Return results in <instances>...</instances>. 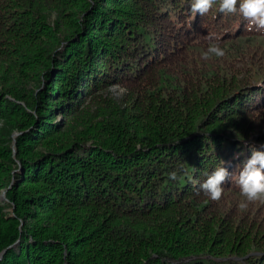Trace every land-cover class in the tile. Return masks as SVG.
I'll list each match as a JSON object with an SVG mask.
<instances>
[{
  "label": "trees",
  "instance_id": "16d2710c",
  "mask_svg": "<svg viewBox=\"0 0 264 264\" xmlns=\"http://www.w3.org/2000/svg\"><path fill=\"white\" fill-rule=\"evenodd\" d=\"M191 3L0 0V186L14 178L0 264H264V236L215 222L199 188L225 167L223 193L241 194L251 146L264 151V67L189 72L184 53L264 29ZM110 84L127 94H101ZM93 102L96 133L63 136Z\"/></svg>",
  "mask_w": 264,
  "mask_h": 264
},
{
  "label": "rangeland",
  "instance_id": "374dc122",
  "mask_svg": "<svg viewBox=\"0 0 264 264\" xmlns=\"http://www.w3.org/2000/svg\"><path fill=\"white\" fill-rule=\"evenodd\" d=\"M49 22L53 24L54 22V15H51L49 18ZM219 45V44H218ZM230 48H227V46L219 45L220 48H222L225 52V54L222 57H218L214 54L209 53L207 57L205 56V53L208 52V49H202V48H195L185 51L184 53L187 56V60L189 62L187 65H189V72L197 70L199 68L207 69L212 68L217 65H231L233 69L237 68L238 66L247 65L249 62L253 64V68H261L264 67V35L258 33V34H247L244 36H241L240 38H235L232 40L230 44H228ZM227 49V51H225ZM230 49H232L230 51ZM183 53V54H184ZM241 58V59H240ZM4 62V61H3ZM8 60L2 63L3 68L1 69V72H4L5 70H8L9 75L14 74L13 71H11V66H9ZM15 77V76H14ZM12 77V78H14ZM15 79V78H14ZM48 83V79L45 80V84ZM37 82L35 80H31L27 82L26 88L28 90H31ZM101 94H105L106 97H110L111 99L117 101L121 97L125 96L127 94V90L123 85L119 84H110L103 90H101ZM100 97V96H99ZM104 98V95L101 96ZM97 98V97H96ZM96 98L94 100H96ZM103 100V99H102ZM105 102V101H103ZM110 101H107V103ZM105 103V104H107ZM102 104V103H100ZM109 104V103H108ZM96 104L93 102L92 105L86 109L83 113L78 115L76 117L75 125L72 127L71 125L68 126L64 131L61 133L63 136H66V134H75V133H83V134H93V132L96 133L95 129L90 130L88 127V123L93 121V115L96 114ZM252 115L253 118L256 119L257 123L261 125V127H264V108L253 111ZM62 115H55V119L61 118ZM68 118V115H63ZM90 118L92 121H89ZM73 121L75 119H72ZM1 124V121H0ZM16 133V134H15ZM21 131L18 129H14L10 136L12 137V148H13V156H15L17 151V145H16V137L18 134H20ZM18 169L16 168L13 170V172H17ZM14 182V178L12 177L9 184H2L0 186V204H4L5 210L7 212H10L11 215L14 214V204L10 203V199L8 197V189L12 187V184ZM207 198V197H206ZM210 200V206L212 205V211L215 213L214 221H218L219 219L221 222H225L226 224H230L231 226H235L237 228H245L250 225V227L247 229L253 233L262 234L264 236V202L256 201V202H246L244 200V197L241 194H235L232 192L223 193L222 197L218 201ZM241 202L248 203V206L245 210H241L239 205ZM101 211V210H100ZM98 219L101 221V225L103 223V218L98 216ZM90 220V219H89ZM86 220V223L82 225L81 229L84 230V232L91 234L92 225L90 221L92 220ZM227 221V222H226ZM51 223V222H50ZM54 224V223H53ZM52 224V225H53ZM60 225H65L66 223H58ZM56 225V224H55ZM85 226V228H84ZM55 227V226H54ZM233 231V229H231ZM92 235V234H91ZM84 244L80 245L83 246ZM84 255H86V252H82Z\"/></svg>",
  "mask_w": 264,
  "mask_h": 264
},
{
  "label": "clouds",
  "instance_id": "9594fccd",
  "mask_svg": "<svg viewBox=\"0 0 264 264\" xmlns=\"http://www.w3.org/2000/svg\"><path fill=\"white\" fill-rule=\"evenodd\" d=\"M217 0H192L191 11L199 13L201 16L206 15ZM238 5V7H237ZM242 14L244 19L259 29H264V0H219V12L234 14L236 12ZM211 53L218 57H222L225 52L216 43H213L205 56ZM241 144L249 147L246 140H241ZM251 156L243 164L240 169L238 183L241 195L246 202H264V151L257 150L251 146ZM207 179L200 184L199 188L213 201L221 199L223 194L222 185L229 177L228 169L219 167L210 174L205 173ZM172 180L177 179L175 172L169 174ZM241 202L239 207L245 210L248 203Z\"/></svg>",
  "mask_w": 264,
  "mask_h": 264
},
{
  "label": "water",
  "instance_id": "95a60500",
  "mask_svg": "<svg viewBox=\"0 0 264 264\" xmlns=\"http://www.w3.org/2000/svg\"><path fill=\"white\" fill-rule=\"evenodd\" d=\"M15 134H16V133H15ZM18 170H20V169H18ZM14 244H15V243H13V244H11V245L13 246ZM4 250H5V249H3V250L0 251V257L2 256Z\"/></svg>",
  "mask_w": 264,
  "mask_h": 264
}]
</instances>
